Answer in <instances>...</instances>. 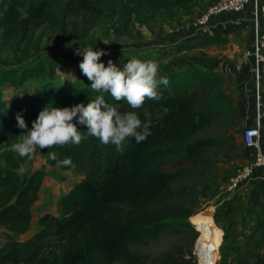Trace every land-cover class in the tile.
I'll list each match as a JSON object with an SVG mask.
<instances>
[{
	"label": "trees",
	"instance_id": "trees-1",
	"mask_svg": "<svg viewBox=\"0 0 264 264\" xmlns=\"http://www.w3.org/2000/svg\"><path fill=\"white\" fill-rule=\"evenodd\" d=\"M51 1L0 0V41L19 43L31 30L52 21ZM110 2L119 4L126 29L160 12L170 19L175 9L187 11L195 0H66L61 17H80L86 25L90 18L104 13ZM214 40L217 38L207 37L198 44L203 47ZM63 67L49 61L20 72L0 71V84L6 82L16 89L29 78H46L32 92L25 89L18 96L0 97V226L4 232L0 264H195L191 245L198 232L197 240L209 237L205 225L196 221L197 231L188 222L196 213L201 191L194 184L175 183L197 175L205 161L204 152L223 140L195 138L196 134L217 119L234 121L240 116L232 98L221 88L220 77L190 66L163 73L160 76L168 83L157 85L161 98H146L141 108L132 109L126 100L93 92L81 69L75 81L54 82L53 77ZM96 95L118 105L121 111H136L142 121L144 112L150 113L151 134L140 143L128 138L122 152L91 136L79 144L37 151L45 155L50 167L65 170L74 166L83 177L59 197V214L43 213L37 221L39 228L28 238L16 240V234L29 230L32 207L45 176L44 167L25 170L32 155L21 157L11 148L24 133L17 126V113L32 127L46 105L86 104ZM77 127L86 134V126L77 123ZM104 149L108 150L105 159ZM239 151L245 160L253 156L249 147L242 146ZM49 152H56L61 159L71 157L72 164L57 167ZM256 226L264 232V220L258 218ZM165 231L179 235L188 232L190 242L177 244L149 261L129 249L131 243L147 241ZM195 251L198 254L197 245Z\"/></svg>",
	"mask_w": 264,
	"mask_h": 264
},
{
	"label": "rangeland",
	"instance_id": "rangeland-1",
	"mask_svg": "<svg viewBox=\"0 0 264 264\" xmlns=\"http://www.w3.org/2000/svg\"><path fill=\"white\" fill-rule=\"evenodd\" d=\"M65 2L66 0H52L49 11L54 15L53 20L31 30L25 40L8 44L0 41V71L20 72L37 63L46 64L53 61L59 63L60 67L64 66L62 69L59 68L53 81L65 84L75 81L80 70L79 62L82 56L75 54L74 49L91 45L94 50L101 48L107 51L106 55L100 57L105 65L109 59L118 66H122L121 63L133 57L152 60L158 64L157 77L189 66L211 71L220 77L221 88L238 108L236 100H240V96L245 94L246 87L250 84L248 77L254 68L251 56H245L240 50L248 49L251 42L247 38V33L235 28L224 35L209 34L217 40L209 42L206 46H199L201 40L196 37L204 36L206 32L203 31L204 27L195 28L191 23L198 14L213 3L212 0H195L187 11L175 9L170 19L165 12L156 13L152 19L141 24L135 22L126 29L122 27V13L116 2H110L104 13L90 18L86 25L80 17H61ZM78 30L79 35H75ZM251 64L252 70L249 69ZM45 79L29 78L17 89L6 82L2 83L0 97L18 96L25 89L32 92L42 86ZM244 126L246 123L244 119L241 121L240 116L234 121H228L224 117L199 131L195 138H223L222 143L204 152L205 161L197 175L175 183L189 187L194 184L201 191L197 199L196 213L188 218V222L197 230L195 223L199 221L208 227L211 235L213 234L217 252L215 264H261L262 261V253L258 251L260 247L254 245L257 244L255 242L257 237L264 234L259 232L251 242L246 239L247 233H243L240 229L236 231L245 221L242 217L244 204L242 206L238 201L243 193L241 190L240 194L239 191L228 192L230 178L245 162L239 151L243 146L241 131ZM107 152V149L103 150V159ZM39 167H44L45 185L40 199L32 207L35 216L42 208L51 209L57 205L62 191L61 184L65 185L76 179V170L63 172L56 167H50L46 163L45 155L41 153L32 154L24 169L32 170ZM36 225L32 222V229ZM219 228L222 229V234ZM26 236L27 233L16 234L15 238L22 241ZM197 238L191 245L195 259H197L195 251ZM3 241L4 232L3 228H0V244ZM189 242L188 232L179 235L165 231L147 241L131 243L129 249L149 261L177 244L186 246Z\"/></svg>",
	"mask_w": 264,
	"mask_h": 264
},
{
	"label": "clouds",
	"instance_id": "clouds-1",
	"mask_svg": "<svg viewBox=\"0 0 264 264\" xmlns=\"http://www.w3.org/2000/svg\"><path fill=\"white\" fill-rule=\"evenodd\" d=\"M74 51L82 56L79 68L91 81V90L106 92L116 101L126 100L132 109L141 108L146 98L159 100L161 94L157 90L158 83H168L164 76L157 79L158 64L152 60L133 57L118 66L109 59L105 65L100 60L102 55L107 54L105 49L94 50L90 45L80 46ZM144 117L142 121L136 111L119 110L118 105L108 103L102 95H96L86 104L80 102L65 107L49 104L39 111L31 128H28L24 117L17 113V126L26 131L22 138L11 144V148L21 157H30L43 148L67 143L79 144L82 139L91 136L101 144L115 145L122 152L128 138H134L140 143L151 134L150 113L145 111ZM77 123L86 126V134L78 130ZM48 155L57 167L72 164L69 156L61 159L56 152H49Z\"/></svg>",
	"mask_w": 264,
	"mask_h": 264
},
{
	"label": "crops",
	"instance_id": "crops-1",
	"mask_svg": "<svg viewBox=\"0 0 264 264\" xmlns=\"http://www.w3.org/2000/svg\"><path fill=\"white\" fill-rule=\"evenodd\" d=\"M255 13H256V7L253 1H251L250 4L244 10L240 12H237V13L220 12V13L211 15L208 23L204 26L203 31H205L206 34L204 36L202 35L197 36L196 38L198 40H202L204 38L210 37V35L211 36H216V35H221V34L224 35L225 33H228L229 31H231L232 29H235V28L241 29L243 32L247 33V38L251 42V44L249 45L250 47L248 46V49L246 50L239 49L245 56H247L248 51L253 46L256 32L259 29L260 16H259V13H257L256 18H255ZM252 68L253 66L251 64L249 66V69L252 70ZM248 81L250 84L247 85L245 94H243V96H240V98L244 99L243 116H240V118H241V121L244 119L246 126L255 124L257 122L256 121V113H257L256 95H257V92L261 89V86L259 85L256 75L254 74V68H253V72L252 71L250 72ZM238 102H239V99L236 100V103L239 106ZM72 169L76 170L74 166H71L65 170L63 169H60V170H62L63 172H69ZM82 177H83V172L76 170V179H74L73 181H70L69 183H66L65 185L61 184V188H62L61 195L67 192L69 188L72 185H74L76 182H78ZM44 185H45V176L42 181L41 187L39 189L38 199L36 201L40 199L41 191L43 190ZM240 190L243 193V195L241 199L238 201L240 202V204H242V206L244 204L243 210H242V217L245 218L246 223L244 221L243 226L241 227L238 226L236 231L240 229L242 230L243 233H247L246 239L253 242L252 238L255 236H258L259 232H263L260 228H257L256 223H257L258 218H261L262 220H264V169L261 167H256L253 173L240 183L236 191H239V194H240ZM46 212L52 213V214H59L60 208L58 205H55L51 209L46 208V207L42 208L41 212L39 214H36V216L34 215V213H32V220L30 223L29 230L25 233H21V234L27 233V236L25 237V239L28 238L32 233H34L39 228L38 222H37L38 218L43 213H46ZM32 222L34 223V225L37 224L35 227H33V229H32ZM0 228L2 227L0 226ZM230 228H233V227H230ZM219 231H220V234H222V229L219 228ZM255 242H257V244L254 246L255 247L259 246L260 249L258 251L262 253L261 264H264V236L257 237V241ZM258 243L261 245H259ZM221 245H222V238H221ZM247 246L250 247L251 245H247Z\"/></svg>",
	"mask_w": 264,
	"mask_h": 264
},
{
	"label": "built area",
	"instance_id": "built-area-1",
	"mask_svg": "<svg viewBox=\"0 0 264 264\" xmlns=\"http://www.w3.org/2000/svg\"><path fill=\"white\" fill-rule=\"evenodd\" d=\"M253 1L256 7V13H259V29L256 32L252 48L248 55L254 61V74L258 80L261 89L257 92V113L256 123L242 128L241 141L243 146L253 150V156L250 160H245L239 171L230 178L228 183V192L234 193L240 183L250 176L256 167L264 169V0H214L203 12L198 14L191 25L195 28L204 27L211 15L220 12H240L244 10L250 2Z\"/></svg>",
	"mask_w": 264,
	"mask_h": 264
},
{
	"label": "bare ground",
	"instance_id": "bare-ground-1",
	"mask_svg": "<svg viewBox=\"0 0 264 264\" xmlns=\"http://www.w3.org/2000/svg\"><path fill=\"white\" fill-rule=\"evenodd\" d=\"M208 235L209 237L207 239H204V237H202L196 242L198 254H196L197 259L195 264H214L215 258L217 257V252L215 249V243L212 238L213 234L211 235L209 229Z\"/></svg>",
	"mask_w": 264,
	"mask_h": 264
},
{
	"label": "water",
	"instance_id": "water-1",
	"mask_svg": "<svg viewBox=\"0 0 264 264\" xmlns=\"http://www.w3.org/2000/svg\"><path fill=\"white\" fill-rule=\"evenodd\" d=\"M239 106H238V110H239V115L243 116V104H244V99L241 98L238 102Z\"/></svg>",
	"mask_w": 264,
	"mask_h": 264
}]
</instances>
